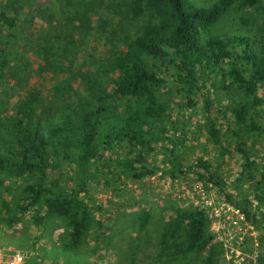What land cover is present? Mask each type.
I'll return each mask as SVG.
<instances>
[{"label": "trees", "instance_id": "trees-1", "mask_svg": "<svg viewBox=\"0 0 264 264\" xmlns=\"http://www.w3.org/2000/svg\"><path fill=\"white\" fill-rule=\"evenodd\" d=\"M11 1H6L0 10V24L13 31L22 20L20 9L25 5L19 0ZM62 1L59 10L39 7L29 16L28 21L38 18L48 30L52 28L55 40L62 43L57 50L53 43L47 48L45 43L38 44V53L44 55L48 67L57 69L58 61L73 47V32H78L81 38L93 35L102 39L108 46L104 71L111 73L110 89L97 87L94 97L80 101L71 112H57L47 128L33 123L34 117H39L34 108L38 101L36 94L29 95L28 102L4 123L0 122V196L12 192L17 180L26 177L32 180L23 186L16 185L14 191L19 193L11 205L2 197L8 216L0 213V220L12 224L28 213L35 224L60 219L67 228L65 247L76 249L83 245L97 222L91 199L82 193L87 191L90 181L105 178L100 158L107 154L111 162L118 149L131 147L137 149L136 157L117 163L114 174L118 177L126 173L142 179L154 173V168L138 167L135 163L142 159L141 149L150 150L151 140L158 139L159 131L165 129L168 105L160 101L159 95L169 87H175L190 102L195 96L201 98L206 114L203 127L224 157L228 150L222 144L206 89L211 75L212 82L220 85L225 90L224 96L234 102L229 112L230 124L236 129L231 125L228 129L242 160L241 176L254 182L255 199L264 208V170L259 173L255 170L258 163L247 149V140L264 130L253 114L263 103L259 93L264 91V17L258 27L260 35L253 41L208 32L232 7H259L260 0H214L207 7L195 6L188 0ZM60 11L62 18L54 13ZM0 67L4 68V64ZM108 118L114 119L113 123H103ZM2 126L7 130L4 134ZM72 165V173L65 174L64 167ZM189 171L205 183L217 186L225 203L238 209L247 222L261 230L258 264H264V214L253 209V200L247 195L236 198L228 192L218 168L206 160L197 161L193 167L171 160L172 175ZM149 219L150 214L141 211L140 232L145 230ZM98 228H103L100 223ZM160 231L162 252L147 264H169L188 252L203 250H206L203 264H218V243L207 231L203 211L178 209L163 221ZM134 243L138 248V241L129 244ZM133 250L135 247L128 254L132 262Z\"/></svg>", "mask_w": 264, "mask_h": 264}, {"label": "rangeland", "instance_id": "rangeland-1", "mask_svg": "<svg viewBox=\"0 0 264 264\" xmlns=\"http://www.w3.org/2000/svg\"><path fill=\"white\" fill-rule=\"evenodd\" d=\"M6 1L12 2L0 0V10ZM19 1L25 5L20 9L23 16L19 20V26L11 31L0 24V64H4V68L0 67V122L4 123L7 117L28 102L29 95L36 94L38 101L34 103V108L39 117H34L33 123L35 126L47 128L48 122L54 120L57 112H71L80 101L94 97L98 92L97 87L110 89L111 73L104 71L107 69L105 56L108 46H105L102 39L93 38V35L81 38L78 32H73L75 40L69 54L58 61L59 68L48 67L44 55L37 51L38 44L45 43L44 47L47 48L48 44L53 43L57 50L62 43L55 40L52 28L48 30L47 25L40 19L35 18L33 22L28 20L35 9L56 7L59 10L63 1ZM188 1L199 7H207L214 2ZM263 7L264 0H260L259 7L250 9L232 7L208 32L253 41L260 35L258 27L264 17ZM54 13L62 18L61 11ZM130 33L132 34L131 31ZM61 67L64 70H60ZM210 77L206 89L211 99V113L217 117L222 144L228 150L224 157L219 155V146L210 140L203 127L206 114L202 110L201 98L195 96L194 101L190 102L175 87H169L159 95L160 101L168 105L165 129L159 131L158 139L151 140L153 147L150 150L146 147L141 149L142 159L135 163L138 167L154 168V173L142 179H134L126 173H121L118 177L114 174L117 163L136 157L137 149L131 147L118 149L117 155H114L116 158L111 162L107 160V154L100 158V166L104 165L105 178L98 177L90 181L87 191L82 193L91 199L93 218L97 222L92 225L83 245L76 249L65 247L67 228L60 219H54L47 224H35L28 213L12 224L0 220V255L23 251L27 255L25 264H147L162 252L159 242L161 224L180 209L204 212L207 231L218 243V264H228L230 259L226 258V251L219 243L218 234L222 224L238 221L239 217L226 209L224 196L217 186L205 183L191 171L175 175L170 173L172 159L184 167H193L197 161L206 160L213 168H218L226 180L228 192L236 198L247 195L253 200V209L258 214H264V208L258 205L254 196V182L241 176L242 160L234 148L231 129H228L230 125L236 129L235 125L230 124L232 118L229 112L234 102L229 100L228 95L224 96L225 90L212 82V75ZM211 83L215 85L212 86ZM259 96L263 103L253 114L264 128V91ZM221 110L226 114H222ZM113 121L111 118L107 121L103 119V123ZM1 132L6 133V128L2 126ZM247 149L258 163L255 170L258 173L263 172L264 130L247 140ZM73 169L74 165L66 166L64 173L71 174ZM31 181L30 177L23 178L20 182L17 180L13 184L12 192H4L0 196L2 216H8L7 209L4 210L2 206V197L11 205L13 198L18 197L19 192L14 191L16 185L23 186ZM5 183L8 184L9 179ZM143 210L150 214V219L145 230L140 232L138 228ZM99 223L103 228H98ZM255 233L259 251L261 230L255 228ZM250 235L248 240H251L252 247L254 241ZM146 237L148 239L144 242ZM131 241H138V248L136 243L129 244ZM134 247L135 257L132 262L128 254ZM243 250L247 251L245 248ZM205 256L206 250L188 252L169 264H203Z\"/></svg>", "mask_w": 264, "mask_h": 264}, {"label": "built area", "instance_id": "built-area-1", "mask_svg": "<svg viewBox=\"0 0 264 264\" xmlns=\"http://www.w3.org/2000/svg\"><path fill=\"white\" fill-rule=\"evenodd\" d=\"M226 209L233 211L239 217L238 221H229L227 225L222 224L218 234L219 243L225 248L226 258L230 259L228 264H258L259 251L255 227L244 219L238 209L228 204H226ZM248 234L253 237L252 247ZM26 259V253L18 251L5 256L0 255V264H25Z\"/></svg>", "mask_w": 264, "mask_h": 264}]
</instances>
